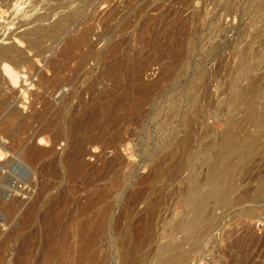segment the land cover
Here are the masks:
<instances>
[{"label":"rangeland","instance_id":"1","mask_svg":"<svg viewBox=\"0 0 264 264\" xmlns=\"http://www.w3.org/2000/svg\"><path fill=\"white\" fill-rule=\"evenodd\" d=\"M14 1L15 0H0V26H1L0 33L1 32H4V33L12 32V30L18 31L25 27H41L43 31V30H46V28L50 26L52 23L57 21L58 17L59 19L65 18V15L68 12L73 11L74 9H78V8L81 9L80 16L76 19H73V20L68 19L65 21L64 29H63L64 32L60 36V41L62 42V40L65 37L75 33L84 24H90L93 27V28L91 27V32L93 30V33H91L90 35L91 36L90 42L92 45L90 50L92 51H91V55L89 56L86 62L88 63L86 64V67L87 68L89 67V69H87L88 73L79 74V75H83V77L79 76L78 78H80V81L77 78L75 79V80H78V82L76 81L77 84L75 80L73 82L75 85L72 84L74 86L73 87L74 90L76 91L75 97L72 99V104H74L75 106H76L75 103H77L79 100L78 97H80V95L78 96V93H79L78 90L79 91L81 90L80 93L84 96L83 97L81 95L82 99H84L85 102L88 100L89 101V102L87 101L88 104L91 103L90 93L88 92V90L85 91V89L83 88H86L88 84L89 85L92 84V82H94L96 79L95 76L98 77L99 76L98 73L100 72L99 74H101L103 68L104 70L108 69L109 68L108 66H112L114 62H115L114 63L115 65L118 59H120V61L117 62L116 66L120 67L122 59H124L125 55H127L126 57L128 59L130 58L128 57V51L129 53H132V55H135L134 52L136 51L135 52L137 53L136 55H138L140 58L142 57L141 58L142 60L143 59L146 60L148 58V55H150L149 56L150 60L149 59L146 60V62L148 63H146L147 65L145 64L143 71L139 72L138 70L137 72L143 76V77L142 76L139 77L140 80L143 79V81H146L144 83H147V85L151 86V88L153 87L156 88V89L153 88L154 90L152 89V92L150 91L148 95V99L145 105L143 106L142 111L140 112L141 114L140 113L138 115L134 114L132 116L126 115V114L121 115L123 111L120 110L118 113L119 114L121 113L120 114L121 116L118 114L116 117H114L115 119H113V121L111 120L109 122V126L110 127L112 126L111 129L114 130V128L116 127V131H119L120 135H124L123 136L124 142L122 143L123 145L119 146V154H120V157H122L121 158L122 163L120 165H116L114 167L112 166L113 167L112 169H110L111 167L107 166L108 165L107 159H110V157L112 158V155H114L113 154L114 152L111 151L112 149L105 148L104 150H102L100 149L101 148L100 144L91 145L89 147L90 153H96V155L92 154L90 156L91 158L88 159L90 161H87L88 162L87 171L90 170L89 168L92 169L94 166V168L92 169V172L88 171L89 174L87 173L88 176L86 175L88 178V180L86 179V181L88 183L84 181L86 176L85 177L78 176V178L76 177L77 179L73 178L71 179V181H69L70 178H66V181L63 182V180H65V177H59V178L57 177L58 180H56V177L54 176L51 177V175L48 176L47 174H44V173L43 175L42 173H40L41 175H39L38 172L36 173L32 170L29 171V169L24 168L22 164L16 163V165L13 166L14 169L8 173L7 178L9 179V181L7 179L8 182H5V181L0 182V190H1L0 192L2 193V194L0 193L1 194L0 199L1 197L5 196L3 198L8 200L10 197H12L13 193H16L19 190L16 193L20 195V196H17L18 198L16 197L18 201V211H17L18 213L19 211L21 213L22 211H26L25 207L30 205L33 201H36L35 199L40 198V200L42 199L44 201V199L47 198L48 200L46 199V202L45 203L43 202L42 206L52 207V205L55 203L53 206L55 208V205L58 204L60 199L65 198L66 206H65L64 217L62 221L66 220V216L68 220L64 222L61 221L60 223L64 224L67 221H69L67 223L71 224L70 222H72L74 219V218L73 219L71 218L75 216L74 214H76L75 212L77 210L76 206L79 207L82 203L86 201V198H85L86 195L92 193L93 189L98 188L99 186L100 187H103L104 185L110 186V184L108 183L116 180L114 182L115 184H112L110 186V192L108 190L109 193L106 194V197L109 195L108 198H105L103 201L101 200L99 203L95 204V206L92 208V211L95 212L94 209L98 208L97 206H101L102 204H104L102 206L103 208L105 205L107 207H110L108 209L110 210V212L108 211L107 213V216L109 218L107 217L108 226L106 230L107 234L105 235L107 236L108 241H105V236L103 237V240L101 238L98 242L99 246L97 250H101L100 251L101 254L104 253L105 256L108 253L109 256L107 255L106 256L107 258H105L106 264L108 263L109 264H119L117 262L118 259L116 258L117 257L116 250L117 249L120 250V248L123 245H126L127 247L130 243L133 242L134 239H136L133 242L137 244L136 246L137 249L135 250H139V252H141L144 257L148 256L146 257L147 259L145 258L143 261L141 260L139 261V263H136V264H142V262L143 264L145 262L147 264L149 262V259L155 255L154 253H156L158 249L162 250L161 248L165 246L166 248L174 247L179 241L182 240L184 234L187 233L188 231L186 229L187 206H186L185 198L191 192L190 188L192 189V186L195 183V179L199 177L198 180H200V178L203 179V177L205 176L207 172V168H206L207 166L206 164H203V162L201 161H204V157L206 155H209L210 152H212L216 141L218 139L220 141L223 138V135H225L226 133L225 131L228 127V124L231 118L234 120L236 119L235 122L237 126L240 123L242 124V125L240 124L241 126L239 125L238 127L239 129L240 128L241 129L240 130L237 129L236 131L238 135L242 136L248 130L246 133L254 135L257 138V142H258L257 143L258 147L256 148V154L254 157L255 159H253L249 163L251 164L250 166L249 164L248 166H246L249 168L241 167L240 170L238 171L236 178H237V184L239 186L235 190L236 192L234 194H236L239 190H242V188H245V187L249 191H251L258 184L260 177L264 176V126L262 127L260 126L261 128H258L254 122L252 121L249 122V121L244 120V113H245L244 108H246L245 106L248 102H244L246 103L244 106V103L237 104V102L236 103L232 102V99H231V97H233V95L239 91V86H241L240 88H242V86L244 85L248 87L247 92L242 98L243 100L246 101V99L249 97L251 92H253L254 89L264 81V78H263L264 77L263 76L264 75V0H149V2L147 0H131V2H129V0H125V1L124 0H121V1L120 0H107V1L106 0H89V2L88 0H51V1L50 0H18V2L20 1V4L18 5V8L16 6L14 7V10H13L12 3ZM86 1L88 4L86 3L85 4L86 6H85L83 4ZM112 2L114 3V5H112L113 4ZM160 2L162 4L157 6V4H160ZM50 3H52L51 6L49 5ZM56 3L59 5L57 6ZM116 3L120 5L117 6L118 4ZM155 3H156V6L158 7L157 9H155L156 7L154 8ZM53 4H54V7H53ZM81 7H83L84 9H82ZM151 7H153L154 9ZM260 7H263V8H260ZM136 8L138 9L136 10ZM108 9H112V10L110 11ZM97 11H99L98 15L96 14L98 13ZM134 11L135 13H133ZM39 12H42V13H39ZM111 12L112 13L114 12V14H111ZM158 12L160 14L163 13L161 14V18L163 19L159 18L160 14ZM35 14H38V15L33 16ZM147 14L149 15L150 18L147 16ZM158 14L159 16L157 17L156 15ZM54 15H55V18H54ZM162 15H164V17ZM32 16L33 18H31ZM113 16L115 18H113ZM89 17H92V18H90L89 20ZM124 17L126 20L127 19L128 20L126 21ZM101 18H103V20ZM142 18L145 20L143 21ZM156 18L157 19L159 18L161 20L158 22V20L156 21ZM152 19H155V20H152ZM82 21H84V24H82L83 23ZM123 21H125L126 24H123L125 23ZM147 21L148 23L149 21L151 22L149 23V27H147L148 29H146L145 31L146 34L145 32L143 33V35L146 37V39L144 40L145 38L144 36L142 39L141 37L139 38L138 34L136 35L134 33H137V31L139 33L141 27ZM94 22H96L95 24H93L95 26L91 24ZM140 22L144 24H141ZM155 22L157 23V25L154 24ZM21 23H26V24L14 30V28L20 25ZM67 24L68 26L65 27V25ZM117 24H119L120 28L119 27L117 28L118 26ZM152 24L154 25L152 26L153 29L150 26ZM126 26H127V29H124ZM136 26L137 28L139 26L138 28L139 30L136 28ZM161 27L164 29V31L162 30ZM175 27L176 29H178V31L174 30ZM113 28L116 31H112ZM156 28L157 29L160 28L161 33H159L160 32L159 29L157 30ZM117 29H119L120 31ZM130 32L132 33V35H130L131 34ZM151 33L154 35L152 36ZM156 33L158 34L155 35ZM173 33H175V35L176 33H178L177 38L176 36H174ZM133 34L134 36L135 35L138 36V38L136 39V36L134 37ZM156 36H157V39H156ZM158 36L160 37V39ZM152 37L154 38L152 39ZM166 37L167 38L169 37L167 41H166ZM171 38L175 39L174 42L172 41ZM147 39L151 41L150 43L152 44L149 45L148 44L149 41ZM176 39L177 40L180 39V40L176 41ZM187 39L190 40L189 43H187ZM9 40L12 42L14 41L15 42L14 44L19 42L20 44H16V45H18L19 48L21 47L20 48L21 50L24 49L27 55L29 56V58H31L32 56L31 59L34 61V63H35V60L40 61L41 63L38 62L40 65L38 63L37 64L35 63V64L41 71L44 68L43 66L44 61L49 59L53 53L57 52L60 48L59 45H61V42L54 43L50 39H47V41L49 40L50 41L48 43L47 41H45V44L47 45L51 42L49 45L52 46L53 50L51 51L47 50V51L40 53V55L35 56V55H32L33 54L32 50H29L27 48L26 43L24 41H23L24 42L23 44L22 41L21 43L20 41L16 40V37H11ZM114 40H117L115 41L117 43H115ZM141 40H144V41L142 42ZM132 41L133 42L137 41L138 43L140 42L141 45L138 44L137 42L133 43ZM163 41H166V42L164 43ZM169 41L172 43H170ZM141 42L145 44H142ZM154 42H157L158 46ZM161 42L163 43L161 44ZM93 43L95 46H93ZM130 44L132 45L134 44V45L131 47ZM146 44H148L147 47H146ZM172 44H176V45H172ZM115 45L117 46L118 49L116 48ZM118 45H121V46L119 47ZM126 45H128V47H126ZM177 45L178 47H176ZM122 46L124 49L123 51L121 50ZM161 46L163 48H159ZM112 47L113 49H115V52H113L114 50L113 51L111 50ZM130 47L132 49H130ZM84 48L83 50H86ZM125 48L126 49L128 48L126 51L127 54L124 53L126 50ZM173 48L174 49L180 48V50H182L181 54L174 52L176 54L175 55L173 53L174 51ZM105 50L112 51L110 52L109 57H108V54L102 55L103 53H106L104 52ZM132 50L134 51L132 52ZM138 50L141 52L138 53ZM150 50L152 51L150 52ZM169 50L170 51L172 50V51L170 52ZM93 52L94 53L96 52V54H94ZM155 53L156 54L159 53L157 54V56L159 55L157 58L155 56L156 55ZM170 53L173 56L174 55L177 56L176 59L178 58L180 62L178 59L175 60L174 57L170 55ZM242 53L246 54L248 58L247 62L253 65V67L251 66L249 70L243 71L242 69L239 68L240 58H241ZM161 54L163 56H161ZM106 55L107 57H105ZM93 56H95L94 61H93V58H94ZM99 56H104L101 58H105L101 60L102 63L98 61L101 59ZM116 56H119V57L116 58ZM154 56L155 58L151 60V58ZM183 56L184 58H182ZM131 58H134V56H132ZM109 59L112 60L111 63ZM145 60L143 61L145 62ZM171 60L176 61V63L173 61L171 62ZM162 61H165V62L170 61L172 64L173 63L174 64L171 65V63L169 62L166 65V63L163 62L164 66H162L161 64ZM104 62L106 63L109 62L110 65L108 63V65L106 66V64L105 65L103 64ZM97 64H99L100 66ZM175 64L176 66H174ZM1 65L3 64H0V84L4 86L5 83H8V84H5V86L9 85V86H6L8 87L7 90L10 89L13 92H15L14 94L17 99L15 100L16 106H18V108L21 109L22 111H25V108H23L22 105L28 103L29 98L31 96L30 93L36 89L37 86L34 85L33 82H34V78H36L37 76L34 75L27 79L28 73L20 72L17 76L18 78H16L17 80L14 83H12V79L8 76L9 74H6L5 71L2 70L3 66ZM74 65H75L74 61L70 63V67H71L70 70L74 68ZM172 66L174 67L172 68ZM163 67L167 68L168 70L167 69L164 70ZM162 68H163V71L165 72L168 71V72L166 73L162 72ZM70 70H68L67 73ZM47 72L49 73L51 72V70L48 69ZM71 73L72 71L69 72L68 74H71ZM162 73L167 74V75H164L167 77L165 78L163 77L164 78L163 79L161 77V75L163 76ZM44 74H47V73H44ZM88 74L89 76H87ZM3 75H4V78H7L8 80L4 79ZM25 75H27V77ZM49 75H51V73H49ZM59 75L63 76L64 74L60 73ZM253 76L255 78L251 79V77ZM9 78L11 79V82ZM24 78L27 81H25ZM82 78L84 80H82ZM102 79H103V82H101ZM107 80H108L107 78L105 77L102 78L100 76V78L98 79L99 82L96 85V89L104 91V90H107L106 88L108 86H110L108 87V89H110L109 92H111V89H114L113 84L112 82L107 81ZM156 80L157 82H160L158 83V85L156 84ZM153 81H155L154 82L155 84L153 83ZM193 81L195 82V86H196L195 91H196L197 99L194 104L190 105L191 104L189 102L190 94L188 90ZM86 82H89V83H86ZM125 82L126 81H123V83ZM108 83L110 85H108ZM132 83L134 84L137 82H132ZM104 85L107 87L105 88ZM66 87L68 88V86H65L64 88L66 89ZM115 90L116 88L114 89V91ZM17 93H18V96H17ZM19 96L23 104L19 103L20 102ZM57 98L58 99L60 98V96L58 97V94H57ZM59 101L60 99L57 100L58 103ZM174 109L177 111V113L176 111H174ZM263 117L264 116H262V118ZM113 122H115L114 127H113L114 124L112 125ZM191 128H192V131H190ZM160 130L163 132H160ZM185 132H187L188 134H185ZM207 141L209 143H207ZM260 141L261 143H259ZM0 142H1L0 149H3L4 147L3 144L5 142V139L0 138ZM59 142L60 143L56 145L57 149H60L61 148L60 146H64L65 144L64 141H59ZM208 145H212L213 147L208 146ZM203 146H206L205 149H203ZM193 151H195V153ZM198 151L199 153H197ZM101 153L103 154V156L100 155ZM197 156L199 159H197ZM3 157H4V154L1 155L0 160H2ZM158 157L159 159L161 158V160H159ZM201 157L203 158L201 159ZM105 159L107 160L106 162H105ZM154 160L155 162L161 161L162 166L166 167V169L167 167L170 166V164L172 165L173 163L175 165L176 163L178 164L177 165L178 169L170 177L171 179L169 178V179H166L165 181V179L163 180L162 178L163 180L162 181L160 180L159 176H156V175L153 176L154 172H152V164L155 163ZM102 166L104 167V170H106L107 172L102 170L103 168ZM99 167L100 168L102 167V168L99 169ZM99 170L100 172L102 170L103 173L106 172L105 175H107L106 177L105 175L103 176V174H101L103 177L99 175L100 178L99 177L98 178L100 180L96 178L97 176L94 177V175L97 174L96 171L99 172ZM94 171L96 173L93 174ZM113 171L116 173L118 172V173L115 174ZM197 172L200 174H197ZM92 174H93V178H92ZM111 174H114L117 176H113ZM151 176L155 180H153ZM89 177H91V180L93 179L92 182ZM44 178L47 179V180L46 179L44 180L47 182V183L45 182L46 185L49 183L48 181H50L49 183L50 188L46 191L45 189L47 187L43 181ZM61 178H63V180ZM94 178H96L97 180ZM112 178L113 179L115 178V179L113 180ZM116 178H118V180ZM139 178H141L142 180ZM38 179L40 181H38ZM105 181H107V183L104 184ZM31 183L33 184L31 185ZM85 183L87 186L85 185ZM14 186L16 187L17 190L11 191L12 189L15 188ZM37 187L39 189L40 188L42 189L39 190ZM135 189L136 191L138 190L139 193L138 191L136 192ZM131 190L135 191V193ZM68 191L69 193H67ZM131 192L133 193L131 194ZM52 193H54V195L56 196V200L55 199L54 200L52 199L53 201L51 200L50 195ZM137 193H138V196H137ZM140 193L141 195H139ZM47 194L49 196H47ZM54 195H52V198L55 197ZM62 195H66V196L62 197ZM133 195H135L136 198H134L135 196L133 197ZM44 196L45 197L47 196V197L45 198ZM34 197L35 199H33ZM66 197L70 198L69 201L67 200ZM127 198H128V201L126 200ZM152 198L157 199V200H153L155 205L151 203ZM21 200L22 201L25 200L23 202L24 204L21 202ZM48 201H50V203L53 202L52 205L48 203ZM129 201L131 203H129ZM209 202L205 208V212L208 215L205 214V216L210 217L214 220L212 227L205 234L202 235V237L196 242L194 246H192L189 242L187 243L183 242L181 245L183 250H189L190 255L188 259V264H190L191 260H192L191 264H197V263L198 264H229V262L230 264H232L234 260H241L242 258L247 256L248 251L246 250H249L248 252L249 254L246 257L247 264L249 263L255 264V262H257L258 264H264V211L259 209L263 205L264 201L258 202L259 204L257 205L256 208H254V212L252 211V209H250L249 211L251 213L248 211L249 214H247V212H244V209L246 208L244 206L249 201H245V202L240 203V205H234V206L230 202H220L217 200H210ZM108 205H111V206H108ZM71 209L73 210V212H71ZM101 209L102 208L99 207L97 211L100 212ZM68 212H71V213H68ZM67 214L68 215L70 214V215L68 216ZM124 214H126V216ZM18 217L19 216L17 215L15 219L11 218L9 217L7 213H5V211L2 208H0V240H3L5 244L8 241L5 247L6 251L4 252V255H3L4 260H0V264H10V263L13 264L14 261H15L14 264H20L19 258L21 257L23 252L26 251L27 247H28L27 250L28 249L31 250L32 254L34 255L33 257H35L32 260V264H37V261H39L38 259H40L41 257V254H40L42 253L41 251L44 250L46 245L49 244L48 242H50V240L46 237L50 238L51 235L46 236V234L43 233V229L41 231V228L36 229L34 227H28L26 230H24V232L21 233V235L20 234H14V235L9 234L8 233L9 227L13 228L12 225L18 226V223H19ZM124 217H127V220ZM69 219H71V221ZM133 222L135 224L137 222L136 224L137 226ZM172 223H173V226H171ZM139 226L141 227V229ZM136 227H138L139 231L142 232L141 235L138 229H133ZM36 230L38 232L41 231L42 233L40 232L38 233L36 232ZM117 231H118V234H117ZM135 232L136 233L138 232L137 234L139 237L137 236ZM26 233H28V235L27 236L25 235L26 236L25 237L23 234H26ZM31 233L33 235H31ZM126 233L127 235H125ZM211 233L212 235L210 236ZM248 234L252 237L251 240L248 238ZM19 235L21 236V238L18 237ZM108 235L111 237H109ZM22 236H24L25 239ZM52 236H53L52 238L55 239L53 241L56 243V235H52ZM120 236L122 237L120 238ZM125 237L127 238L126 240H125ZM132 237L134 239H132ZM45 238L46 240H44ZM47 239L49 241H47ZM23 240L25 243L22 242ZM53 241H51L50 243L53 244L54 243ZM124 241L125 243L127 241V243L126 244L123 243ZM1 242L2 241H0V243ZM114 243H116L115 244L116 246L114 245ZM118 243L120 244L119 248L117 245ZM2 250H4V248ZM191 250H193L192 253L195 252V254L193 253L194 255L191 253ZM237 250L238 251L241 250L239 254ZM242 250L243 251L245 250V252H243ZM221 251L224 252V254ZM230 251H232V253H230ZM143 252H145V255ZM229 253L232 255L234 253L233 256L236 259L232 260L233 258L231 257L233 256L230 255ZM244 253L246 255H244ZM226 254L228 256H226ZM150 255L151 257H149ZM249 255H251L253 259H251V256ZM248 257H250V259ZM230 259L232 260V262L229 261ZM51 264H57V262L53 260Z\"/></svg>","mask_w":264,"mask_h":264},{"label":"bare ground","instance_id":"2","mask_svg":"<svg viewBox=\"0 0 264 264\" xmlns=\"http://www.w3.org/2000/svg\"><path fill=\"white\" fill-rule=\"evenodd\" d=\"M147 1L149 2V0H147ZM88 2H89V0H88ZM129 2H131V0H129ZM86 3H87V1L84 4L83 3L82 4L85 5ZM107 3H109V2H107ZM19 4H20V1L18 2V0H15L12 3L13 10H14V7H16V6L18 8ZM51 4L52 3H50L49 5L51 6ZM54 4H53V7H54ZM116 4H118V3H116ZM161 4L162 3L160 2V4H157V6L161 5ZM45 5H46V3H45ZM58 5L59 4H57V6ZM112 5H114V3ZM119 5L120 4H118L117 6H119ZM9 6H10V4H9ZM157 6L155 3L154 8L156 7L155 9H157L158 8ZM17 8H15V9H17ZM81 8L84 9L83 7H81ZM108 8H110V7H108ZM151 8H153V7H151ZM260 8H263V7H260ZM100 9H99V11H100ZM102 9H103V7H102ZM112 9H108V10L111 11ZM115 9H117V8H115ZM137 9L138 8H136V10ZM63 10H65V9H63ZM163 10H165V9H163ZM257 10H258V8H257ZM66 11H68V10H66ZM99 11H97L98 12V13H96L97 15L99 14ZM118 11H119V9H118ZM135 11L133 13H135ZM39 13H42V12H39ZM48 13H50V12H48ZM80 14H81V9H79V8L74 9L73 11L68 12L65 15V18L59 19V17H58V20L55 19L57 21L54 20L55 22L52 23L50 26H48L46 28V30H43V31H42L41 27H25V28L18 30V31L12 30V32H5V33L1 32L0 33V64H3V65H1V66H3L2 70H4L6 74H9L8 76L12 79V83H14L17 80L16 78H18L17 76L20 72H27L28 77H27V75H25L27 77V79L34 76V75L37 76L36 78H34V82L32 81L34 83V85L37 86L36 89L33 91L31 90L32 92L30 93L31 96L29 98L28 103L22 105V107L25 108V111H22L21 109L18 108V106H16L15 100H17V99H16L15 94H14L15 92H13L10 89L7 90L8 87H6V86H9V85L5 86V84H8V83H5L4 86H2L0 84V138L5 139V142L3 144L4 147H3V149H0V157L2 154H4L3 159L0 160V182L1 181H3V182L9 181V179L7 178L8 173L14 169L13 166H15L16 163L22 164L24 166V168L29 169V171L32 170L36 173L38 172L39 175H41L40 173H42V175L44 173V174H47L48 176L51 175V177L54 176V177H56V180H58L57 177L58 178L59 177H65V180H63V178H61L63 180V182L66 181V178H70L69 181H71V179L76 178V177L78 178V176L79 177L80 176L85 177L87 175L88 171L92 172V169L94 168V166H93L92 169L89 168L90 170L87 171V165H88L87 161H90L88 159L91 158L90 156L92 154L96 155V153H90L89 147L91 145H95V144H100V147H101L100 149H102V150H104L105 148L106 149L109 148V149H112L111 151L114 152L113 153L114 155H112V158L111 157H110V159L106 158L108 160L107 166L111 167L110 169H112L114 166L120 165L122 163V161H121L122 157H120V154H119V146L123 145L122 143L124 142V137H123L124 135H120V132L116 131V127L114 128V130L111 129L112 126L111 127L109 126V122L111 120L113 121V119H115L114 117H116L119 114L118 112L120 110L123 111L122 114L120 113L121 115L126 114V115H131V116L134 114L138 115L142 111L143 106L145 105V103L148 99V95H149L150 91L152 92V89L154 87L151 88V86L147 85V83H144L146 81H143V79L140 80L139 77L142 75H140V73H138L137 71L138 70H139V72L143 71L145 64L148 63V62H146V60L149 59L150 55L147 54L148 58L146 60L143 59V60H145V62H144L141 59L142 57L140 58L138 55H136L137 54V53H135L136 51L134 52L135 55H132V53H129V51H128V57L131 58L132 56H134V58L128 59L126 57L127 55H125L124 59H122L120 67L116 66L117 62L120 61V59H118V61H116L115 65H114V63H115L114 62L112 64V66H108L109 67L108 69L104 70V68H103L104 71L102 70L101 74H99L100 73L99 72L98 77L95 76L96 79L94 82H92V84H90V85L88 84L87 86L85 85L86 88H83V89H85V91L88 90V92L90 93L91 103L90 104L87 103L88 98L86 99L87 101L85 102V100L82 99V97H81V95H82L80 93L81 90L80 91L78 90V92L80 93V94L78 93V96L80 95V97H78L79 100H78V102L76 101L77 103H75L76 104V106H75L74 104H72V99L75 97L76 91L74 90V88H73L74 86L72 84H74L73 83L74 80L77 79L79 76L83 77V75H79V74L88 73L87 69H89V67L88 68L86 67V64H88L86 62H87L89 56L91 55V51H92V50H90L92 47L91 42H90V37H91L90 35H91V33H93V30L91 32L92 26L90 24H84V21H82L83 22L82 24H84V25H82L81 28L78 29L75 33H73V34H71L65 38L63 37L64 39L62 40V42L60 41V36L64 32L63 29H64L65 21L68 19H71V20L76 19L80 16ZM111 14H114V12L113 13L111 12ZM159 14L156 16L158 17ZM161 14H163V13H161ZM161 14H160L159 18H161ZM37 15L38 14H35L33 16H37ZM33 16L31 18H33ZM147 16L149 17L148 14H147ZM162 16L164 17V15H162ZM109 17H111V16H109ZM54 18H55V15H54ZM90 18H92V17H89V20H90ZM113 18H115V17L113 16ZM152 18H153V16H152ZM159 18L158 19L156 18V21L158 20V22H159L161 19H163V18H161V19H159ZM101 19L103 20V18H101ZM107 19H108V17H107ZM124 19H125V17H124ZM144 20L145 19H143V21ZM152 20H155V19H152ZM20 21H22V20H20ZM109 21H111V20H109ZM90 22H88V23H90ZM123 22H125V21H123ZM131 22H133V21H131ZM150 22L151 21H149V23ZM165 22H166V20H165ZM95 23L96 22L91 23V24L93 25ZM149 23H148V21L145 24L141 23L144 25L141 27L139 33L137 31V33H134V34H136V35L138 34L139 38L141 37L143 39V36H144L143 33L146 31V29H148L147 27H149ZM25 24L26 23H21L20 25L16 26L15 28L13 27V28L15 30V29H17V28H19ZM123 24H126V22ZM154 24L157 25L156 22ZM176 24H178V23H176ZM71 25H72V23H71ZM117 25H118L117 26V28H118L119 24H117ZM66 26H68V24L65 25V27ZM93 26H95V25H93ZM150 26L152 27L154 25L152 24ZM112 27H114V26H112ZM121 27H122V25H121ZM136 28H137V26H136ZM138 28H139V26H138ZM124 29H127V26ZM152 29H153V27H152ZM158 29H159V31L161 30L160 28H158ZM117 30H119V29H117ZM134 30H136V29H134ZM162 30L164 31L163 28H162ZM174 30L178 31V29H176V27ZM112 31H116V30L113 28ZM159 33H161V31ZM167 33H168V31H167ZM134 34H133V36H134ZM145 34H146V32H145ZM157 34L158 33H156L155 35H157ZM173 34L177 38L178 33H176V35H175V33H173ZM130 35H132V33ZM153 35L154 34H152V36ZM138 36H136V39L138 38ZM11 37H16V40H18L20 42L24 41L26 43L27 48L29 50H32V53H33L32 55H35V56L40 55V53H42L44 51L53 50L52 46L49 45L51 42L47 45L45 44V41H47V39H50L54 43L61 42V45H59L60 48L57 52L53 53L49 59L44 61V63H43L44 68L42 69V71L43 70L44 71L42 72L36 66V64L40 61L35 60V63H36L35 64L34 61L31 59L32 56H31V58H29L26 51L24 49L21 50L20 49L21 47L19 48V46L16 45V44H20L18 41H17L18 43L14 44L15 43L14 41L12 42L9 40ZM153 38L154 37H152V39ZM168 38L166 37V41L168 40ZM145 39H146V37L144 38V40ZM149 39H150V37H149ZM156 39H157V36H156ZM159 39H160V37H159ZM117 40H114V42ZM139 40H137V41H139ZM144 40H141V41L143 42ZM174 40L175 39H172L173 42H174ZM179 40L180 39H178V40L176 39V41H179ZM49 41H47V43ZM137 41H135V42H137ZM148 41H146V42H148ZM166 41H163V42L165 43ZM24 42H23V44H24ZM135 42H133V43H135ZM150 42L151 41H149V43H148L149 45L152 44ZM157 42H154V43H156L158 46ZM163 42H161V44ZM189 42H190V40L187 39V43H189ZM115 43H117V42H115ZM154 43H153V45H154ZM170 43H172V42H170ZM23 44H22V46H23ZM138 44H140V42ZM142 44H145V43H142ZM148 44H146V47ZM176 44H172V45H176ZM130 45L132 47L134 44L133 45L130 44ZM93 46H95L94 43H93ZM118 46L120 47L121 45H118ZM123 46L121 48L122 51L124 50ZM84 47H86V48H84ZM113 47L111 50L112 51L114 50L113 52H115V49H113ZM126 47H128V45H126ZM131 47H130V49H132ZM172 47H174V46H172ZM176 47H178V45ZM24 48H26V47H24ZM83 48L86 50H83ZM116 48H117V46H116ZM133 48H135V47H133ZM159 48H163V47L161 46ZM127 49L124 52L125 54H127L126 53ZM138 49H140V48H138ZM145 49H147V48H145ZM145 49H144V51H145ZM147 50H149V49H147ZM108 51L105 50L104 52H106V53H103L102 55L108 54V57H109L110 52H112V51H109V52ZM133 51L134 50H132V52ZM151 51L152 50H150V52ZM181 51L182 50H180V48H177V49L175 48L173 53L175 52V53L181 54ZM130 52H131V50H130ZM140 52L141 51L138 50V53H140ZM153 52H154V50H153ZM153 52H152V54H153ZM94 54H96V52ZM129 54H130V56H129ZM157 54H159V53H157ZM157 54L155 55L156 58L159 56V55L157 56ZM147 55H146V57H147ZM170 55H171V53H170ZM175 55L174 56L171 55V56H173L174 59L177 60L178 58L176 59L177 56H175ZM155 56L152 57L151 60L153 58H155ZM161 56H163V55L161 54ZM93 57H94L93 58V61H94L95 56H93ZM99 57L101 58L104 56H99ZM105 57H107V55ZM118 57L119 56H116V58H118ZM35 58H37V57H35ZM91 58H92V56H91ZM111 58H113V57H111ZM116 58H115V60H116ZM182 58H184V56ZM97 59H99V58H97ZM102 59H105V58H101L98 61L100 63H102V61H101ZM160 59H161V57H160ZM247 60H248V58H247L246 54L242 53L241 58H240L239 68L242 69L243 71L249 70L251 68V66L253 67V65H251L249 62H247ZM73 61L75 62V65H74V68L72 70H70L71 69L70 63ZM111 61L112 60H110V63H111ZM165 61H162V63H161L162 66H164L163 62L166 63V65H167V63L170 62V61H168V62H165ZM172 61L173 60H171V62ZM106 62H104L103 64L104 65L106 64V66H107L109 62L108 63H106ZM173 62L176 63V61H173ZM179 62H180V60H179ZM179 62H177V63H179ZM110 63H109V65H110ZM99 64H97V65H99ZM173 64L171 63V65H173ZM174 66H176V64ZM174 66H172V68ZM256 66H258V65H256ZM163 68H162V72H165V71H163ZM48 69L51 70V72H49V73H51V75H49V73L47 72ZM165 69H167V68H164V70ZM68 70H70L69 72L72 71V73L68 74L69 73V72L67 73ZM98 71H100V70H98ZM254 71H255V69H254ZM166 72H168V71H166ZM44 73H47L48 75L44 74ZM60 73H62L64 75L60 76L59 75ZM95 75H97V74H95ZM164 75H167V74H163V76L161 75V77L162 78L167 77ZM87 76H89V74ZM100 76L102 78L105 77L108 79L107 81L112 82L113 88L114 89L116 88V90L114 91V89H111V92H109L110 89H108V87H110V86H108V87L105 86L107 83L104 85L105 88L107 87L106 88L107 90L102 91V90L96 89V85L99 82L98 79L100 78ZM95 77H93V78H95ZM255 77H256V75H255ZM255 77L253 76V77H251V79H253ZM3 78H4V75H3ZM10 78H9V80L11 82ZM4 79H7V78H4ZM78 79L80 81V78H78ZM82 80H84V79L82 78ZM158 80H159V78H158ZM25 81H27V80L25 79ZM76 81L78 82V80H75V82ZM123 81H126V82L123 83ZM131 81L137 82V83L133 84ZM163 81H165V80H163ZM77 82H76V84H77ZM101 82H103V79ZM154 82L155 81H153V83ZM86 83H89V82H86ZM131 83L133 84V86ZM158 83H160V82H157V80H156L157 85H158ZM30 84H31V82H30ZM108 85H110V84L108 83ZM65 86H68V88L66 87V89H65L64 88ZM111 87H112V85H111ZM240 87L241 86H239V91L236 92L233 95V97H231L232 102H234V103L237 102V104L248 102L247 104L244 103V106L246 104V106H245L246 108H244V112H245L244 113V120L249 121V122L252 121L257 125L258 128H261L262 126H264V117L262 118V116H264V81L261 84H259L254 89L253 92H251V94L246 99V101L243 100L242 98L244 97L245 93L247 92L248 87L244 86V85L242 86V88H240ZM195 88H196L195 82L193 81L189 87V90H188L189 94H190V99H189V102L191 103L190 105L194 104L196 102V99H197ZM154 89H156V88H154ZM237 89H238V87H237ZM112 91H114V92H112ZM56 93L58 94V97L60 96L59 103L57 102V100H59V99L57 98ZM17 96H18V93H17ZM19 98H20V96H19ZM19 101H20L19 103H22L21 98ZM78 108H79V110H78ZM201 109H202V107H201ZM174 111H176V110L174 109ZM176 113H177V111H176ZM131 116H129V117H131ZM235 121H236V119L235 120L232 118L230 119L228 127L225 131L226 133H225V135H223V138L220 141H219V139L217 141L215 140L216 143L214 142L215 144H214V148H213L212 152H210L209 155H206L204 157V161H201V162H203V164H206L207 172H206L205 176L203 177V179L200 178V180H198L199 177L198 178L195 177L196 178L195 183L192 186V189L190 188L191 192L185 198L186 199V206H187V210H186V214H187L186 229L188 230L187 233L184 234L182 240L179 241L174 247L166 248V246H165V247L161 248L162 250L158 249V251L156 253H154L155 255L149 259V262L147 264H188V259H189V255H190L189 250H183L181 245L183 242H185V243L189 242L192 246H194L196 244V242L202 237V235L205 234L212 227L214 220L210 217L205 216V214H207L205 212V208H206V206L210 200H217L220 202H230L233 206L234 205H240V203L245 202V201H249L244 206V207H246L244 209V212H247V214H249L248 211L250 209H252V211L254 212V208H256L257 205L259 204L258 202L264 201V176L260 177L258 184L251 191H249L245 187V188H242V190H239L236 194H234L236 192L235 190L239 186L237 184V178H236L238 171L240 170L241 167L248 166V164L253 159H255L254 157L256 154V148L258 147L257 146V143H258L257 138L252 134L246 133L248 130L242 136L237 134L236 131H237V129H239L238 127L241 123L237 126ZM227 122H228V120H227ZM114 123L115 122H113L112 125ZM251 125H252V123H251ZM114 126H115V124L113 125V127ZM190 131H192V128ZM160 132H163V131L160 130ZM185 134H188V133L185 132ZM179 138H181V137H179ZM184 139H186V138H184ZM184 139H182V140H184ZM59 141H64L65 144H64V146H60L61 147V148L59 147L60 149H57L56 145L58 143H60ZM185 143H184V145H185ZM207 143H209V142L207 141ZM259 143H261V141ZM0 144H1V142H0ZM208 146H212V145H208ZM194 147H196V146H194ZM205 147L206 146H203V149H205ZM1 150H3V151H1ZM198 150H200V149H198ZM193 152L195 153V151H193ZM102 153L100 155L103 156ZM197 153H199V151ZM194 156H195V154H194ZM202 158L203 157H201V159ZM106 159H105V162L107 161ZM158 159H159V157H158ZM197 159H199L198 156H197ZM159 160H161V158ZM154 162H155V160H154ZM174 163H175V161H174ZM168 165H169V163H168ZM177 165L178 164H176V163H175V165L172 163V165L170 164V166L167 167V169H166V167L162 166L161 161H156L155 163L152 164V172H154L153 176L154 175L159 176L160 180H162V178H163V180L165 179V181H166V179H169L174 174V172L177 171V169H178ZM250 165L251 164H249V166ZM101 168L99 167V169H101ZM190 168H191V166H190ZM246 168H249V167H246ZM102 170H104V167L102 168ZM102 170H101L102 173L99 170V172L96 171L97 174L94 175V177L97 176L96 178L98 180H100L99 178H100V176H102L101 174H103V176H104L107 172L106 170H104L106 172L103 173ZM96 172L94 171L93 174ZM114 173L117 174L118 172L117 173L114 172ZM93 174H92V178H93ZM197 174H200V173L197 172ZM111 175L117 176L114 174H111ZM87 176L85 177V180L82 178L86 183H88L86 181V179L88 180ZM106 176L107 175H105V177ZM89 178L91 180V177H89ZM96 178H94V179H96ZM151 178L153 179L152 176H151ZM7 179H8V181H7ZM45 179L46 178H44L43 181ZM112 179H110V180H112ZM116 179L118 180V178H116ZM139 179H141V178H139ZM34 180H35V178H34ZM92 180H91V182H92ZM153 180H155V179H153ZM38 181H40V180L38 179ZM115 181L116 180H114L113 182L109 181L110 183H108V184H110V186H111L112 184H115L114 183ZM45 182L46 181H44V183ZM48 182L50 183V181H48ZM75 182H76V180H75ZM138 182H139V180H138ZM46 183H45V185H46ZM86 183H85V185H86ZM105 183H107V181H105L104 184ZM32 184L33 183H31V185ZM48 184L46 185V187H47L46 189L44 187L45 191L50 188V184L49 185ZM73 184H74V182H73ZM29 186H30V184H29ZM110 186L104 185L103 187L99 186L98 188H95V189L92 188L93 189L92 193L88 194L89 196L86 195V197H85L86 201L84 203H82L79 207L76 206L77 210L75 211L76 212V214H74L75 216L72 218L70 217L71 219L74 218L73 221L70 222L71 224L67 223V222H69V221H67L66 222L67 224L64 223L65 225L60 223L64 217V211H65V206H66L65 205L66 204L65 198L60 199V201L58 202L57 205H55V208H54L53 206L55 203L52 205V203H53L52 201L54 199L56 200V196L54 195V193H52L50 195L51 200L53 199L51 201L52 203H50V201H48V203H50L52 205V207L54 208L53 209L50 206L52 208V210H51V208L48 205H47L48 207L42 206V203L46 202V199H47L46 197L49 196L48 195L49 193L47 194L46 197L44 196L46 198V199H44V201L42 199L40 200V198L35 199V197H36V195H35V197L33 199H35L36 201L32 202V200H31L32 203L31 204L29 203L30 205L27 206L28 208L25 207L26 211H22V213L19 211V213H20L19 214L17 212L18 211V201L16 199L17 196H20V195L16 194L19 190L16 193H13L12 197H10L8 200L3 198V197H5V196H3L0 199V208H2L5 211V213H7L9 215V217H11V218L15 219V217L17 215L19 216L18 217L19 218L18 219L19 220L18 226L14 225V226H16V227H14L12 225L13 228L9 227L10 229L8 228V233L11 235H14V234H20L21 235V233L24 232V230H26L28 227H34L36 229L41 228V231L43 229V233H45L46 236L51 235L50 238L46 237L50 240V242L55 240L54 238H52L53 237L52 235H56V243L54 241H53L54 242L53 244L48 242L49 244L46 245V247L44 246L45 249L41 251L42 252V253H40L41 257L39 256L40 259H38L39 261H37V264H51L53 260H55V262H57V264H106L105 258H107L106 256L108 255V253L105 252V253H107L105 256L104 253L101 254V252H100L101 250H97V249L99 246V244H98L99 240L101 238L103 240V237L107 234V232H106L107 226H108L107 213H108V211L110 212V210H108L110 207H107L105 205L103 208L102 206L104 204H102L101 206H97L98 208L94 209L95 212L92 211V208L95 206V204L99 203L101 200L103 201L105 198H108L109 195L106 197V194H108L110 192ZM38 187H40V186H38ZM40 189H42V188H40ZM13 190H17L16 187L14 189H12L11 191H13ZM108 190H109V192H108ZM131 191H133V190H131ZM135 191H136V189H135ZM135 191H133V192L135 193ZM133 192H131V194ZM67 193H69V191ZM138 193H139V191H138ZM138 193H137V196H138ZM232 194H234V195H232ZM52 195H54L55 197L53 196L54 198H52ZM139 195H141V193ZM63 196H66V195H62V197ZM134 196L135 195H133V197ZM148 196H149V194H148ZM69 197H66L68 201L70 199ZM59 198H60V196H59ZM128 198H129V196H128ZM128 198L126 199L127 201H128ZM134 198H136V196ZM150 199H151V197H150ZM49 200H50V198H49ZM57 200H59V199H57ZM153 200H157V199L152 198L151 203L155 205ZM24 201L21 200L22 203ZM130 201H129V203H131ZM125 203H127V202H125ZM132 203H134V202H132ZM151 203H150V205H151ZM19 206H20V204H19ZM108 206H111V205H108ZM144 206H146V205H144ZM99 207L102 208L100 210V212L97 211V209H99ZM127 209H129V208H127ZM259 209L264 211V203L261 206V208H259ZM23 210H25V209H23ZM67 211H68V209H67ZM71 212H73L72 209H71ZM71 212H68V213H71ZM130 213H131V211H130ZM209 213H211V212H209ZM126 214H124V215L126 216ZM127 217H124V218L127 220ZM71 219H69V220L71 221ZM66 220H68L67 216H66ZM66 220H64V221H66ZM64 221H62V222H64ZM138 221H139V219H138ZM175 221H174V223H175ZM235 221H237V220H235ZM113 223H114V221H113ZM139 223H138V225H139ZM4 224H5V222H4ZM136 224H137V222H136ZM239 224H237V225H239ZM62 225H64V226H62ZM171 226H173V223ZM176 228H177V226H176ZM217 228H219V227H217ZM113 229H115V228H113ZM133 229H138V227L133 228ZM140 229H141V227H140ZM41 231H39V232L42 233ZM135 231H137V230H135ZM138 231H139V229H138ZM36 232H38V231L36 230ZM139 233L141 235L142 232L139 231ZM212 233L210 234V236L212 235ZM7 234H5V235H7ZM117 234H118V231H117ZM20 235L18 236L19 238H21ZM23 235L27 236L28 233L23 234ZM31 235H33V234L31 233ZM125 235H127V233ZM24 236H22V237L24 238ZM41 236H42V234H41ZM137 236H138V234H137ZM3 237H5V236H3ZM109 237H111V236H109ZM121 237L122 236H120V238ZM144 237H145V235H144ZM6 238H7V236H6ZM46 238L44 240H46ZM51 238H52V240H51ZM180 238H181V236H180ZM248 238L250 240L252 239V237L249 234H248ZM48 239H47V241H49ZM126 239L127 238L125 237V240ZM132 239H134V238L132 237ZM134 240H136V239H134ZM134 240H133V242H134ZM0 241H2L0 243V260H4L3 255H4V252L6 251L5 247H6V244L8 243V241L6 244L3 240H0ZM105 241H108L107 236H105ZM141 241H143V240H141ZM22 242H24V240ZM133 242L130 243L127 247H126V245L121 244L123 246L120 248V250H118V249L116 250L117 257L116 256L115 257L118 259L117 262L119 264H136V263H139V261H141V260L143 261L146 257H148V256L144 257L143 254L141 252H139V250H135V249H137V247H136L137 244L133 243ZM123 243H125V241ZM126 243H127V241H126ZM26 244H27V242H26ZM115 244L116 243H114V245ZM117 245L119 248L120 244L118 243ZM3 248H4V250H2ZM27 248H26V251H24L23 254L21 255V257L19 258L20 260L18 259L20 261V264H32V260H33V258H35V257H33L34 255L32 254V251L29 249L27 250ZM192 251L193 250H191V253H192ZM240 251L237 250L238 254ZM246 251L249 252V250H246ZM243 252H245V250ZM248 252H247V256L249 254ZM114 253H115V251H114ZM143 253L145 255V252H143ZM150 253H151V251H150ZM193 253L195 254V252H193ZM200 253H202V252H200ZM222 253L224 254V252H222ZM225 253H227V252H225ZM230 253H232V251H230ZM235 254H236V252H235ZM230 255H232V254H230ZM233 255H234V253H233ZM244 255H246V254L244 253ZM226 256H228V255L226 254ZM247 256H245L242 259L239 257L241 260H234L236 258H234V256H233L231 258H233L232 260H234V261L232 262L231 259L229 261H231L232 264H244V263H246V260H247L246 257ZM249 256H251V255H249ZM149 257H151V255ZM191 257H192V255H191ZM261 257H263V256H261ZM239 258H237V259H239ZM248 258L250 259V257H248ZM251 259H253L252 256H251ZM14 262H13V264H14ZM108 262H109V260H108ZM191 263H192V260H191L190 264ZM256 263L257 262H255V264ZM142 264H143V262H142ZM144 264H146V262ZM229 264H230V262H229Z\"/></svg>","mask_w":264,"mask_h":264}]
</instances>
